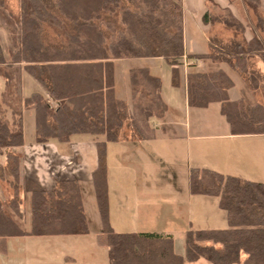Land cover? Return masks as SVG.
Here are the masks:
<instances>
[{"label":"trees","instance_id":"1","mask_svg":"<svg viewBox=\"0 0 264 264\" xmlns=\"http://www.w3.org/2000/svg\"><path fill=\"white\" fill-rule=\"evenodd\" d=\"M202 20L221 23L234 31L244 30L229 9L205 13ZM45 25L56 29L58 42L45 41ZM255 27L264 36V15L257 16ZM11 40L14 50L9 60L0 46V64H22L55 102L52 107L38 92L23 98V108L34 112L35 141L66 142L74 134L105 138L96 142L97 166L91 182L102 223L96 243L106 247L109 264H185L201 258L210 264H264V183L213 169L191 168L189 190L191 194L218 197L227 226L188 228L182 255L174 251L169 234L117 232L109 223L106 142L120 140L123 127H129L135 139L150 136L149 120L161 117L167 109L160 95L161 80L146 66L129 69L131 108L116 98L114 61L161 57L173 66L172 83L179 85L174 65L185 55L180 0H19L18 32ZM209 46L208 53L185 56L226 63L246 78L252 91L264 88V72L250 69L247 63V57L253 55L264 64L261 36L246 44L215 40ZM233 85L221 68L210 73L187 72V103L199 108L218 103L231 134H264V104H250L244 97L231 100L228 90ZM12 115L9 121L0 104V154L5 157V166L0 164V179L6 174L11 177L9 207L21 218L19 156L9 149L23 145L22 112L12 109ZM87 232L75 179L59 180L51 190L31 191L29 230L5 212L0 200V251H5L10 237Z\"/></svg>","mask_w":264,"mask_h":264},{"label":"rangeland","instance_id":"2","mask_svg":"<svg viewBox=\"0 0 264 264\" xmlns=\"http://www.w3.org/2000/svg\"><path fill=\"white\" fill-rule=\"evenodd\" d=\"M180 3L183 11L184 46L188 52L208 53L211 51L210 41L215 40L218 43L236 40L246 44L255 37L261 36L264 39V36L255 27L257 16L264 15V0H259V2L253 0H180ZM226 7H229L233 16L242 23L243 31H234L217 22H203L202 18L205 13L218 14L227 9ZM18 18L19 0H0V46L6 60H9L10 53L14 50L11 36L18 32ZM56 32L54 27L45 25V41L58 42ZM247 58L250 69L264 72V64L259 57L249 55ZM195 61L192 64L189 60L179 61L177 65H174L178 69L180 80L179 85L175 86L172 83L173 68L163 58L116 60L114 62V77L118 96H122L125 92L126 70L129 66L147 65L150 72L160 74L164 83L169 82L180 93L185 67H192L185 72L202 73L214 72L221 68L230 75L235 84L230 89L231 99L244 97L250 104L257 102L264 104V88L252 91L246 78L232 70L226 63H216L208 59ZM39 91H43V89L23 69L22 64H0V104L6 109V117L9 121L13 118L12 109L22 112L23 137L26 145H30L34 141V112L32 109L23 108V97ZM47 99L53 107L54 101L49 96ZM218 109V103H210L205 109L193 108L191 111L192 120L194 118L198 120V123L204 121L205 127L209 126L212 130H220L226 125V121ZM149 131H147V135H150ZM121 132L124 136H132L129 127H123ZM180 146L178 139L162 135L158 136L156 140H141L140 149L144 154L141 161L140 158L135 159L137 157H119L122 152L120 145L113 141L106 143L107 188L109 187L110 198H112L111 208L119 210V208L124 209L129 205V209L125 210H130V199L128 200L121 191L127 192L129 187L140 183L141 180L144 186L143 190L146 188V192H143L150 195L151 201L157 199V201L164 202L163 206L142 211L140 218H133L129 213L126 215L127 220H118L115 217L116 228L131 231L153 226L154 229L172 231L174 249L177 250L184 248V232L188 227L199 229L227 226L226 213L218 206L216 196L191 194L189 171ZM13 149H9V151H13L19 156V165H22L24 173L23 181L19 184L23 217H17L9 207V201L13 196V190L9 185L11 178L9 174H6L5 179H0V200L5 212L14 218L23 229L29 230L30 188L32 185L29 180L28 159H23V152L20 149ZM0 164L5 166L3 154H0ZM137 185L139 186V184ZM80 188L88 218L87 233L10 237L6 241L5 251H0V264H109L106 247L96 243V235L102 231V223L91 179L81 178ZM131 194L132 196L134 194L132 190ZM153 197L155 198L153 199ZM188 264L210 263L201 258L196 263Z\"/></svg>","mask_w":264,"mask_h":264},{"label":"crops","instance_id":"3","mask_svg":"<svg viewBox=\"0 0 264 264\" xmlns=\"http://www.w3.org/2000/svg\"><path fill=\"white\" fill-rule=\"evenodd\" d=\"M226 8L228 9L229 7ZM188 54H196V52H188L185 49V55L187 56ZM185 55L182 57V59H180V62L181 61L185 62V60H189V62H191L190 64L196 62L194 59L187 58ZM155 58L162 59L161 57H155ZM131 67H140V66H129L127 68L126 70L127 81L125 85L126 88L122 96H118L117 88H116L117 84L115 82V77H114L115 97L126 101L129 104L130 108H131L132 100H131V89L128 78V72ZM146 67L148 68L147 65ZM170 67L173 66L170 65ZM189 68L191 69L192 67H185L183 72V76H182L183 78L181 81L182 83L181 93L178 91V89L170 85L169 82L164 83L163 77H161L160 74H155L150 72L151 74L159 77L161 80L160 95L162 100L166 104L167 109L161 117L151 118L149 120L150 127L152 128V133L150 134V136L143 139H135L131 136L123 135V137L120 140L115 141L116 144H119L121 147L122 152H120L119 157H123V156L131 157V158L137 157L135 159L140 158V160L142 161L144 158V154L140 149L141 140H145V141H149V140L151 141L153 139L156 140L160 135L167 137H174L179 140V145H181L180 147L184 152L183 156L186 159V166L188 167L187 168L188 171H190L191 168H209L217 172H220L224 175H233L243 179L264 183V134L234 135L231 134L227 122L226 125H224V127L221 128L220 130H212V128H210L209 126L205 127L206 123H204V121L198 123L197 122L198 120L194 118L192 120L191 111L193 110V108H199V107H192L189 106L187 103V95H186L187 72L185 71H187V69ZM234 85L232 87H234ZM41 88L43 89V91H39L38 93L42 94L44 97L47 98L48 97L47 92L44 90L42 86ZM230 89L228 90V95L229 98L231 99ZM218 108H219V104H218ZM201 109H205V108H201ZM194 116H196L195 113ZM104 139L105 138L102 135L94 136L90 134L89 135L75 134L70 136L69 140L66 142H59L55 139H49L47 142L37 143L35 141V136H34L33 143H31L30 145H26L24 140L23 145L15 149L17 150L20 149L21 152H23V159H28V170H29V178H30L29 180L31 183L30 185H32L30 188V193L32 190H36V189L51 190L54 188L55 183L59 180L75 179L79 184V189L82 199L80 180L81 178L84 180L91 179V173L97 166L96 142L102 141ZM23 174H24L23 168L22 165L20 164L19 183H22L23 181V177H22ZM139 182L140 183H136V185L129 187L127 192L121 191L125 194L128 200L130 199V203H131L130 210H125V209H129V205H127V207H125L124 209L121 207L119 208V210H113V208H111L112 198H110V190L109 187L107 188L108 203H109L108 219L110 225L114 230L116 229L115 231L117 232H156L160 234H169L173 238L172 231H167L163 229L161 230L154 229L153 226H151L150 228H137L131 231L116 228L115 217H117L118 220H122V219L127 220L126 215H128L129 213V215L131 214L133 218H140L142 211L150 210L155 208L156 206L164 205L163 204L164 202L157 201V199H154L155 197H153L154 200L152 199L153 201H151L149 199L150 195L144 194V192H146L145 191L146 188L143 190L144 186L142 185L143 183L142 180ZM137 184H139V186ZM131 190L134 193L133 196L131 194ZM194 195H199V194H194ZM82 204H83V200H82ZM84 213L88 224V218L85 209H84ZM179 215L183 218L181 214ZM134 220L138 221L137 219ZM190 221L192 222V220ZM188 228H186L185 231ZM215 228H224V227H215ZM199 229H208V228H199ZM174 251L177 254L182 255L184 253V248L183 250L174 249ZM197 261L187 262L185 264L196 263Z\"/></svg>","mask_w":264,"mask_h":264}]
</instances>
